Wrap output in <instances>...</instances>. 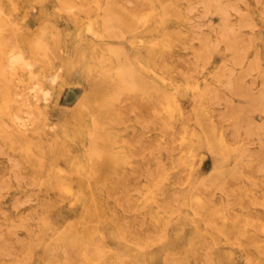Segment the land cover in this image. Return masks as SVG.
<instances>
[{
    "label": "rangeland",
    "instance_id": "374dc122",
    "mask_svg": "<svg viewBox=\"0 0 264 264\" xmlns=\"http://www.w3.org/2000/svg\"><path fill=\"white\" fill-rule=\"evenodd\" d=\"M127 1L0 0V264H97L89 183L109 264H264V0Z\"/></svg>",
    "mask_w": 264,
    "mask_h": 264
},
{
    "label": "bare ground",
    "instance_id": "6f19581e",
    "mask_svg": "<svg viewBox=\"0 0 264 264\" xmlns=\"http://www.w3.org/2000/svg\"><path fill=\"white\" fill-rule=\"evenodd\" d=\"M11 1V0H10ZM13 1H15V0H13ZM123 1H125V0H123ZM165 1V0H164ZM168 1V0H167ZM169 1H171V0H169ZM179 1V0H178ZM210 1V0H209ZM208 1V3H210ZM217 0H215V2H216ZM235 1V0H234ZM261 1V0H260ZM114 2V1H113ZM126 2H128V3H132V4H134L133 2H129V1H127L126 0ZM135 2V1H134ZM198 2V1H197ZM203 1H201L200 0V2L199 3H202ZM215 2H213L214 4H216ZM220 2V1H219ZM223 2V1H222ZM229 3L230 2H232V0L230 1H228ZM63 4H64V2H62ZM176 3V2H175ZM234 3V2H233ZM258 3H259V1H258ZM62 4V5H63ZM167 4V3H166ZM189 4V8L191 9V5H190V3H188ZM212 4V2L210 3V5ZM222 4V3H221ZM224 4V3H223ZM222 4V5H223ZM227 5L226 6H229V4L228 3H226ZM264 4V3H263ZM187 5V4H186ZM195 5H197L196 3H195ZM203 5V4H202ZM217 6H218V4H216ZM215 5V6H216ZM225 5V4H224ZM224 5H223V7H224ZM233 5V4H232ZM134 6H135V4H134ZM136 6H137V3H136ZM135 6V7H136ZM143 6V5H142ZM142 6H141V8H142ZM205 6V5H204ZM207 6V5H206ZM209 6V5H208ZM213 7H214V5H212ZM235 6L236 5H234V7L232 6L231 7V5L229 6V7H231V9L232 8H234L233 10H235L236 8H235ZM249 6V5H248ZM73 7V6H72ZM84 7V6H83ZM185 7V6H184ZM220 7H221V5H220ZM222 7V9H221V11L222 10H225L226 8H223ZM59 8V7H58ZM79 8V7H78ZM77 8V9H78ZM89 8V7H88ZM186 8H188V7H185V9ZM188 8V9H189ZM196 8H197V6H196ZM196 8H193L192 7V9L193 10H196ZM201 8V7H200ZM205 8V7H204ZM214 8H217V7H214ZM207 9V8H206ZM211 9V8H210ZM262 9H263V7H262ZM165 10V9H164ZM167 10V9H166ZM216 10V14H217V9H214V11ZM202 11V10H201ZM219 11V10H218ZM225 11H227V9L225 10ZM230 10H228V14H230V12H229ZM261 11H263V10H261ZM260 11V12H261ZM157 12H158V10H157ZM213 12V11H212ZM223 12V11H222ZM213 13H215V12H213ZM220 14H221V12H219ZM225 14H226V12H224ZM198 14V13H197ZM195 15V16H198V15ZM202 14V13H201ZM204 14V13H203ZM219 14V15H220ZM223 14V13H222ZM225 14H224V16H225ZM264 14V13H263ZM111 15H113V14H111ZM200 15V14H199ZM205 15H206V13H205ZM210 15H211V11H210ZM231 15V14H230ZM110 16V15H109ZM145 16V15H144ZM200 16H202V15H200ZM128 17V16H127ZM204 19H205V16H202ZM222 17V16H221ZM130 18V17H129ZM199 18V17H198ZM208 18V17H207ZM201 19V18H200ZM221 19H223L222 20V22L225 20V19H227V18H221ZM90 20V19H89ZM88 20V21H89ZM161 20V19H160ZM192 20V19H191ZM207 20H209V19H207ZM206 20V21H207ZM198 21V25H196V26H198L199 27V25H202L203 24V22L202 23H200L199 24V20H197ZM205 21V22H206ZM217 22L216 23H220L218 20H216ZM228 22H229V25L231 24L230 22L232 21V19H231V21H230V19L229 20H227ZM161 22H162V20H161ZM201 22V21H200ZM212 22V21H211ZM210 22V23H211ZM252 22V21H251ZM196 23V22H195ZM224 23V22H223ZM239 23V22H238ZM215 24V23H214ZM220 24H222V23H220ZM226 24V23H225ZM242 24V23H241ZM249 24V23H248ZM207 25H209V24H207ZM211 25H212V23H211ZM228 25V24H227ZM226 25V26H227ZM234 25V24H233ZM232 25V27H234ZM250 26H251V24H249ZM202 26H204V25H202ZM213 27H214V25H212ZM212 26H207V27H205V29L207 28V29H209V27L210 28H213ZM225 26V27H226ZM245 26L246 27H248V25L245 23ZM197 27V28H198ZM229 27V26H228ZM252 27V26H251ZM256 27V26H255ZM90 28V27H89ZM201 28V27H200ZM199 28V29H200ZM217 28H218V26H217ZM230 28H231V25H230ZM236 28V27H235ZM205 29H203V30H205ZM222 29V28H221ZM88 30V29H87ZM143 30V29H142ZM202 30V29H201ZM203 30H202V32H203ZM228 30H230V29H228ZM232 30H234L233 28H232ZM236 30H238L237 28H236ZM88 31H90V30H88ZM143 31H145V30H143ZM206 31V30H205ZM209 31V30H208ZM213 31H215V30H213ZM223 31V30H222ZM231 31V30H230ZM218 32V31H217ZM220 32V31H219ZM225 32H227L226 30H224V33ZM239 31H237V33H238ZM96 33V32H95ZM210 33V32H209ZM215 33L216 32H214V35H215ZM230 33V32H229ZM187 34V33H186ZM202 34V33H201ZM206 34L207 33H205V36H206ZM232 34H235L234 33V31H233V33ZM232 34H231V36H232ZM197 35H198V33H197ZM209 35V34H208ZM208 35L206 36V37H208ZM210 35H211V33H210ZM220 35H221V33H220ZM227 35H228V33H227ZM227 35H223V36H221V37H223V38H221V39H224ZM123 36H121V38H122ZM203 37H204V34H203ZM228 37V36H227ZM197 38V37H196ZM196 38H194L193 37V40H195ZM217 38V37H216ZM234 39V44H236L235 42V38L236 37H233ZM253 38V37H252ZM260 38V37H259ZM140 39V38H139ZM202 39V38H201ZM200 39V40H201ZM206 39V38H205ZM207 39H210V41L209 42H211L210 44H212L213 45V43H212V39H211V37L210 38H207ZM207 39H206V41H207ZM199 40V41H200ZM212 40V41H211ZM14 41V40H13ZM202 41V40H201ZM202 42H204V41H202ZM206 43V42H205ZM215 43L217 44V42H216V39H215ZM218 43H219V41H218ZM249 43V42H248ZM209 44V45H210ZM14 45V44H13ZM187 45V44H186ZM203 45H205L204 43H203ZM203 45L201 46V47H203ZM227 45L228 44H226L225 45V48H227ZM217 46H219L218 44H217ZM230 46V45H229ZM201 47H199V48H197V50L198 49H200ZM240 47V46H239ZM248 47V46H247ZM205 48L207 49L208 47H207V44L205 45ZM230 48H232V47H230ZM205 49V51H204V53L206 52V53H208L207 52V50ZM210 50H212L211 48H209ZM235 49V48H234ZM62 50V49H61ZM196 50V49H195ZM233 50V49H232ZM231 50V51H232ZM17 51V50H16ZM199 52L201 51H203V48L201 49V50H198ZM241 51V50H240ZM257 51V50H256ZM212 52V51H211ZM21 53V52H20ZM20 53H17V54H20ZM23 53V52H22ZM21 53V54H22ZM198 53V52H197ZM205 53V54H206ZM255 53V52H254ZM17 54L15 55V56H17ZM207 55V54H206ZM209 55V54H208ZM207 55V58H210V56H212L211 54H210V56H208ZM19 56V55H18ZM189 56V55H188ZM183 57V56H182ZM20 58V57H19ZM190 58V57H189ZM239 57H237V59H238ZM259 58V57H258ZM257 58V59H258ZM17 59V58H16ZM172 59V58H171ZM184 59V58H183ZM206 59V58H205ZM211 59V58H210ZM209 59V60H210ZM255 59L256 58H254V60H253V62L255 61ZM239 60H240V58H239ZM7 61V60H6ZM5 61V62H6ZM188 61V60H187ZM191 61H192V59H191ZM208 61V60H207ZM229 61V60H228ZM241 61V60H240ZM240 61H239V63H240ZM3 62V61H2ZM193 62V61H192ZM236 62H238L237 60H236ZM242 63L244 62V59L241 61ZM253 62H251V59H250V64L252 63V66H254L253 65ZM16 63V62H15ZM36 63V62H35ZM32 64V63H31ZM194 64V63H193ZM192 64V65H193ZM33 65V64H32ZM31 65V66H32ZM163 65V64H162ZM225 65V64H224ZM237 65H238V63H237ZM238 66H242L241 64L240 65H238ZM254 68V67H253ZM227 69H229L228 67H227ZM232 69H235V68H232ZM231 69V70H232ZM238 69V68H237ZM3 70V69H2ZM236 70V69H235ZM232 72V71H231ZM230 72V73H231ZM234 72V71H233ZM56 74V73H55ZM54 76V75H53ZM179 76V75H178ZM227 75H225V77H226ZM232 76V75H231ZM233 76H234V74H233ZM135 77V76H134ZM51 78H53V77H51ZM235 80V79H234ZM226 81V80H225ZM233 81V80H232ZM173 82H175V81H173ZM228 82H230L231 83V81L229 80ZM140 83V82H139ZM149 84V83H148ZM8 87V86H7ZM84 89V88H83ZM220 91V90H219ZM10 93H11V91H10ZM43 94V93H42ZM47 93H46V91H45V93H44V95H46ZM215 96H217V95H215ZM222 96V95H221ZM35 97V96H34ZM44 97H46V96H44ZM218 97V96H217ZM228 97V96H227ZM227 97H225L226 99H227ZM258 97H260V96H258ZM219 99L221 98V97H218ZM263 99H264V97H262ZM226 99H224V100H222V101H226ZM231 99V98H230ZM258 98H256V100H257ZM261 99V98H260ZM259 99V101H262V100H260ZM221 100V99H220ZM220 100H219V102H220ZM256 100H254V101H256ZM112 101V100H111ZM217 101V100H216ZM258 101V100H257ZM114 102V100L112 101V103ZM253 102V101H252ZM262 102H264V101H262ZM261 102V103H262ZM216 104L218 103V102H215ZM215 103H213V105L215 104ZM221 103V102H220ZM226 103H227V101H226ZM229 103V102H228ZM260 104V103H259ZM259 104L258 105H256V102H255V106H259ZM220 105H223L222 103L220 104ZM248 106L249 105H252V104H247ZM254 105V104H253ZM262 105H264L263 103H262ZM61 106V105H60ZM229 107V106H228ZM251 107V106H250ZM264 107V106H263ZM63 108H65V106H63ZM262 108V107H261ZM215 110H216V108H214ZM213 109V110H214ZM226 109V108H225ZM229 109V108H228ZM231 109H233L232 107H231ZM235 109V108H234ZM264 109V108H263ZM214 110V111H215ZM218 111V110H217ZM216 111V112H217ZM220 111V110H219ZM225 111V110H224ZM224 111H222V112H224ZM229 111V110H228ZM227 111V112H228ZM231 111V110H230ZM262 111V110H261ZM264 111V110H263ZM232 112H234L233 110H232ZM226 113V112H225ZM229 113H231V112H229ZM263 113V112H262ZM155 114V113H154ZM220 114V113H219ZM224 114V113H223ZM222 114V115H223ZM242 114H244V113H242ZM242 114L239 116L238 115V117H241L242 116ZM221 115V114H220ZM221 115V116H222ZM136 118V117H135ZM144 118V117H143ZM155 118V117H154ZM212 118V117H211ZM34 119V118H33ZM53 119V118H52ZM51 120V119H50ZM136 120V119H135ZM201 120V119H200ZM257 120V119H256ZM263 120V119H262ZM224 121V120H223ZM226 121V120H225ZM258 121H259V119H258ZM261 121V120H260ZM259 121V122H260ZM137 122H138V120H137ZM140 123V122H139ZM152 123V122H151ZM230 123V122H229ZM228 123V124H229ZM262 123V122H261ZM228 124H226V125H228ZM257 124H259L258 122H257ZM264 124V123H263ZM31 125V124H30ZM29 125V126H30ZM52 125V124H51ZM54 125H55V123H54ZM236 125V124H235ZM234 125V126H235ZM260 125H262V124H260ZM220 126H222V125H220ZM225 126V125H224ZM50 127V126H49ZM229 128V127H228ZM233 129L235 128V127H232ZM244 129H245V127H243ZM11 129V128H10ZM224 130V129H223ZM17 132V131H16ZM224 132V131H223ZM18 133V132H17ZM47 134V133H46ZM240 134V133H239ZM49 135H51V134H49ZM142 137H143V135H141ZM228 136H230L229 134H228ZM244 136H246L245 134H244ZM247 137V136H246ZM53 138V137H52ZM236 139V138H235ZM43 140V139H42ZM55 140V139H54ZM154 140V139H153ZM158 140V139H157ZM232 140V139H231ZM254 140V139H253ZM253 140H251V141H253ZM57 141V140H56ZM55 141V142H56ZM250 141V142H251ZM254 142V141H253ZM151 144V143H150ZM1 145V144H0ZM31 145V144H30ZM59 145V144H58ZM152 145H153V143H152ZM151 145V146H152ZM36 146V145H35ZM60 146V145H59ZM154 146H155V144H154ZM154 146H152V147H154ZM160 146V145H159ZM156 147V146H155ZM0 148H1V151H4V150H2V148L3 147H1L0 146ZM60 148H62V147H60ZM101 149V148H100ZM152 149V148H151ZM155 150H156V148H154ZM0 154L1 155H3V152L1 153L0 152ZM142 155H144V154H142ZM141 155V156H142ZM13 156V155H12ZM14 157V156H13ZM16 158H17V156H15ZM143 157V156H142ZM16 158H13V159H16ZM145 158V157H144ZM12 159V161H15V160H13ZM18 159V158H17ZM142 159V158H141ZM20 161V160H19ZM18 160L16 161L17 163L19 162ZM17 163H16V165H17ZM21 163V161L18 163V164H20ZM161 163V162H160ZM163 163V162H162ZM12 164V163H11ZM15 165V164H14ZM149 165V164H148ZM159 165V164H158ZM162 165V164H161ZM234 165V164H233ZM13 164L11 165V168L13 169ZM115 166V165H114ZM143 166H144V164H143ZM146 166V165H145ZM236 166H237V164H236ZM57 167V166H56ZM65 167V166H64ZM155 167H156V165H155ZM14 168H15V166H14ZM10 169V168H9ZM19 169V168H18ZM15 170H17V168L15 169ZM20 170V169H19ZM144 170V169H143ZM147 170V168L145 169V171ZM149 170V169H148ZM147 170V171H148ZM10 171V170H9ZM8 171V172H9ZM11 171H13V170H11ZM30 171V170H29ZM16 171H14V173H15ZM148 172H151V170L150 171H148ZM148 172H145V173H147L148 174ZM10 173V172H9ZM18 173L19 172H17L16 174L18 175ZM16 174H14V175H16ZM30 174H31V172H30ZM29 174V175H30ZM10 175V174H9ZM19 175H21V174H19ZM18 175V176H19ZM28 175V176H29ZM17 176V177H18ZM23 176V175H22ZM17 177L15 178V179H17ZM25 177V176H24ZM23 177V178H24ZM27 177V176H26ZM20 178V177H19ZM18 180V179H17ZM22 180H25V179H22ZM10 181H12L11 179H10ZM18 181H20V179L18 180ZM262 181V180H261ZM21 182V181H20ZM19 182V183H20ZM1 183V182H0ZM5 183V182H4ZM6 183H8V181H6ZM5 183V184H6ZM169 183V182H168ZM2 184V183H1ZM0 184V185H1ZM21 184H22V182H21ZM8 186H10L9 185V183L7 184ZM6 185V186H7ZM8 186L6 187V188H8ZM3 187V186H2ZM6 188H3V190L4 189H6ZM87 190H86V192H77L76 194H75V198L80 202V204H81V208H82V213H81V226H80V228H74V226L73 225H69L68 227H67V232H68V234H72L73 236H74V238L77 240V242L78 243H81V245H82V247H83V252L85 253V255L87 256V257H89L93 262H95V261H97L98 263L97 264H109V261L110 260H118V261H121V260H123V262H125V254L124 253H122L121 251H117V249H112V248H109L108 247V245L106 244V235H107V233L109 232V229H108V227L106 226V223H105V216H106V212H105V209L102 207V205H101V203H100V200H99V197L95 194V192L92 190V187H91V185H90V183L87 185ZM2 189V188H1ZM140 189V188H139ZM40 190H41V188H40ZM192 190V189H191ZM190 190V191H191ZM196 190H198V189H196ZM48 191H49V189H48ZM52 191V190H51ZM141 192V191H140ZM19 194V193H18ZM0 195H2V197H3V194H0ZM18 197V196H17ZM23 197V196H22ZM24 197H26L27 198V196H24ZM29 197V196H28ZM14 198V197H13ZM15 198H16V195H15ZM26 198H25V200H26ZM200 198V197H199ZM3 199H4V197H3ZM17 199V198H16ZM113 199V198H112ZM13 200H15V199H12L11 201L13 202ZM22 200H23V198H22ZM24 200V201H25ZM21 201V200H20ZM19 201V202H20ZM152 202H153V200H152ZM23 202L21 201L20 202V204H22ZM20 204H19V206H20ZM197 204V203H196ZM14 205V204H13ZM15 205H16V202H15ZM15 205H14V209H15ZM18 205V204H17ZM16 205V206H17ZM23 205V204H22ZM41 205V204H40ZM17 208V207H16ZM18 209V208H17ZM31 209V208H30ZM16 211V210H15ZM26 211V210H25ZM30 211V210H29ZM26 215V214H25ZM27 215H29L28 213H27ZM142 215V214H141ZM20 217V216H19ZM29 217V216H28ZM159 217V216H158ZM98 219L97 221H98V223L96 224V225H94L93 223H92V221L93 220H95V219ZM26 219V218H25ZM29 218H27V220H28ZM160 219V218H159ZM22 220H24V217L22 216ZM26 220V221H27ZM30 220V219H29ZM16 221V220H15ZM142 222V221H141ZM162 222V221H161ZM21 223H24V221L23 222H21ZM56 222H54V228L56 227V224H55ZM193 223V222H192ZM11 224H12V226H13V223L11 222ZM10 224V225H11ZM26 225H27V223H25ZM142 224V223H141ZM6 225V224H5ZM10 225L8 226V227H10ZM20 225V224H19ZM25 225V226H26ZM209 225V224H208ZM3 226V225H2ZM11 226V227H12ZM15 226H18V224L17 225H15ZM21 226V225H20ZM24 226V225H23ZM22 226V227H23ZM28 226V225H27ZM26 226V227H27ZM33 227H35V226H33ZM3 228V227H2ZM7 228V227H6ZM13 228H14V226H13ZM13 228H7V229H13ZM16 228H21V227H16ZM29 228V227H28ZM27 228V229H28ZM153 228V227H152ZM24 229V228H23ZM27 229H26V231H27ZM30 229V228H29ZM137 229V228H136ZM18 230V229H17ZM16 230V231H17ZM31 230H32V228H31ZM3 231H5V230H3ZM3 231H1V232H3ZM66 231H60L59 232V234H58V238L60 239V240H64V239H66L68 236H66L67 235V232ZM137 231V230H136ZM28 232V231H27ZM31 232V231H30ZM193 232V231H192ZM194 232H196V231H194ZM12 233V232H11ZM17 233V232H16ZM151 233V232H150ZM149 232H148V234H150ZM2 234V233H1ZM32 234H33V230H32ZM152 234V233H151ZM195 234V233H194ZM31 235V234H30ZM143 236V235H142ZM6 238V237H5ZM5 238H3L2 237V239L0 238V240H3V239H5ZM17 238V237H16ZM27 238V237H26ZM7 239V238H6ZM19 240V239H18ZM5 241V240H4ZM3 241V243L2 244H5V242ZM7 241H8V239H7ZM201 241V240H200ZM202 242H204V241H202ZM10 243V242H9ZM12 243V242H11ZM10 243V244H11ZM8 245L7 244V246L10 248L11 247V245ZM49 244V243H48ZM0 245H1V243H0ZM13 245V244H12ZM50 245V244H49ZM4 246V245H3ZM140 248H141V246H139ZM1 248H3V247H1ZM8 248V249H9ZM12 249H14V250H16V247L15 248H12ZM1 251V250H0ZM2 251H4V250H2ZM8 252V251H7ZM10 252V251H9ZM13 252V251H12ZM65 253V252H64ZM63 253V254H64ZM8 254V253H7ZM3 255H4V253H3ZM3 255H1V256H3ZM9 255V254H8ZM8 255H6V256H8ZM65 255V254H64ZM12 256H13V254H12ZM80 263V262H79ZM82 264H83V262H82ZM127 264V263H126Z\"/></svg>",
    "mask_w": 264,
    "mask_h": 264
}]
</instances>
